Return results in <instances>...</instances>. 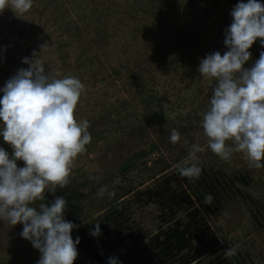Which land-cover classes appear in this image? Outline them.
<instances>
[{"label":"rangeland","instance_id":"obj_1","mask_svg":"<svg viewBox=\"0 0 264 264\" xmlns=\"http://www.w3.org/2000/svg\"><path fill=\"white\" fill-rule=\"evenodd\" d=\"M238 2L32 0L26 13L0 12V88L18 69L29 67L25 57L58 72V78L73 76L85 85L75 118L89 121L91 142L74 160L69 184L55 193L46 190L43 201L50 206L55 196L74 197L66 199L64 212V219L78 226L71 232L73 240L80 238L73 264H107L109 257L119 264H182L188 250L162 251L155 241L175 221L185 223L197 205L192 192L202 176L189 180L176 170L191 163L193 144L205 148L197 153L201 174L220 186L214 205L200 207L198 238L191 242L192 247L199 239L201 246L217 244L187 264H235L239 257L245 264H264V168H249L238 152L220 159L207 148L201 127L215 82L202 77L198 66L206 55L228 50L224 33ZM253 45L245 67L257 59ZM135 122L141 123L140 136L132 129ZM172 129L180 133L176 144L169 140ZM151 144L157 148L150 151ZM0 147L11 155L2 136ZM125 160L132 162L122 169ZM97 176L99 181L91 179ZM101 187L115 196L98 195ZM151 190H160V196L144 194ZM172 205L175 215L169 219L165 211ZM95 222L108 231L92 236L87 227ZM22 228L0 220V264L39 260L41 253L20 235ZM237 244L233 259L217 257Z\"/></svg>","mask_w":264,"mask_h":264},{"label":"clouds","instance_id":"obj_2","mask_svg":"<svg viewBox=\"0 0 264 264\" xmlns=\"http://www.w3.org/2000/svg\"><path fill=\"white\" fill-rule=\"evenodd\" d=\"M31 7L32 0H0V12L10 8L17 15ZM230 15L232 22L223 41L228 50L223 55L219 51L206 55L198 66L202 77L215 82L201 127L207 148L220 159L229 160L238 152L249 168L260 169L264 168V51L250 67L245 64L257 38L264 46V4L240 0ZM22 62L29 67L18 69L0 88V136L12 148L10 155L0 147V220L23 225L20 235L41 253L36 264H73L80 238L73 240L71 232L78 226L64 219L67 201L63 196H55L50 206L43 201L46 190L55 193L69 184L74 160L91 142L89 121L75 118L85 85L73 76L58 78V72L46 71L34 59L25 57ZM169 140L178 143L180 133L172 129ZM204 151L199 144L191 145V163L176 166L180 177H200L197 153ZM18 160L23 161L22 167ZM106 193L109 198L115 196L106 187L98 190L100 196ZM37 201L42 202L33 206ZM204 203L211 205L213 196L206 193ZM100 232L96 223L91 235ZM238 248L239 244L227 248L225 257L235 256ZM107 264L119 261L109 257Z\"/></svg>","mask_w":264,"mask_h":264},{"label":"trees","instance_id":"obj_3","mask_svg":"<svg viewBox=\"0 0 264 264\" xmlns=\"http://www.w3.org/2000/svg\"><path fill=\"white\" fill-rule=\"evenodd\" d=\"M255 44L253 45L254 49V54L257 55V59L259 58V54L261 51H264V46H262L260 44V40H256V42H254ZM256 59V60H257ZM142 125L144 126L143 122ZM132 129H134L135 131H139L138 136H140V132H141V123L139 122H135ZM157 148V145L155 144H151L150 146V151ZM142 153H145V151H142ZM132 161H126L125 163L122 165V169L127 165L130 164ZM203 172V171H202ZM207 174V173H205ZM203 180L201 181L200 185L196 186L192 195L194 196V198H196L197 200V205L193 206V208L187 212V221L185 223H182L181 221H175L173 226L168 227L166 230H161L160 234H163L164 237H162L163 239L159 240V234H157L154 238H158L156 239V243L158 245L157 249H160L162 251H166V250H172V249H176L177 251H181V250H188L187 254H185L184 256V262L182 264H187L190 263L193 260L198 259L199 257H201L203 254H205V251H209L211 250L210 248H212L211 246L215 245V243L217 244L216 240L212 241H208V243H205L203 246H201V242L202 239H199V246L198 247H192L193 245L191 244V242L193 241V239H196V237L198 238V234L197 231L199 228V223L200 220L198 219V213H199V209L202 206V208L206 209V208H211L212 205H214V202L217 200V195H219V189L218 186H220L219 184H213L212 180L210 179V176L208 178V175H202ZM208 178V179H207ZM190 186V183H189ZM167 186H165L166 188ZM191 187V186H190ZM164 188V189H165ZM200 188V189H199ZM167 189V188H166ZM165 189V190H166ZM161 191L160 190H155V191H146V193H144L145 195H147L149 198H153L155 196H157L159 194L160 196ZM206 193H209L213 196V203L211 205H207L204 203V195ZM139 195V194H138ZM68 201H72L74 199V197L72 195H68L66 198ZM182 203H188L186 202V200ZM191 205V204H189ZM180 207V203L176 205V208ZM112 211V212H111ZM115 211V209H111L110 210V214L113 213ZM166 213H169L168 217L169 219L172 218V215H175V211H174V207L169 206L168 209L165 211ZM165 213V214H166ZM108 215L104 216L101 221H105L107 220ZM97 222L90 224L88 228V230L90 231V233L92 232V230H94L95 225ZM99 223V222H98ZM104 222H101V224ZM100 226V223H99ZM86 228V230H87ZM91 228V229H90ZM108 231L107 226L101 227V232L102 234H105ZM194 237V238H193ZM224 252H221L220 254H217V257L221 256L225 258V255L223 254ZM224 255V256H223ZM235 256L233 257H229L230 259H233ZM227 258V257H226ZM236 262L235 264H245V258L243 257H239L236 258ZM218 261V260H216ZM217 263V262H216Z\"/></svg>","mask_w":264,"mask_h":264}]
</instances>
